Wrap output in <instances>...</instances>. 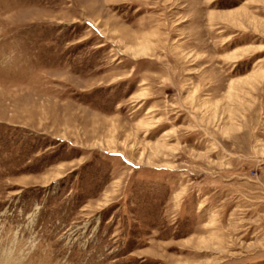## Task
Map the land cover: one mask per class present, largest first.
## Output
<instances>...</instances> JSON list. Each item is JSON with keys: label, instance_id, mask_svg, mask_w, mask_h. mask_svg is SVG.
<instances>
[{"label": "rangeland", "instance_id": "rangeland-1", "mask_svg": "<svg viewBox=\"0 0 264 264\" xmlns=\"http://www.w3.org/2000/svg\"><path fill=\"white\" fill-rule=\"evenodd\" d=\"M0 264H264V0H0Z\"/></svg>", "mask_w": 264, "mask_h": 264}]
</instances>
